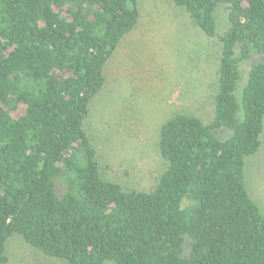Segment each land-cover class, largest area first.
<instances>
[{"label": "trees", "instance_id": "obj_1", "mask_svg": "<svg viewBox=\"0 0 264 264\" xmlns=\"http://www.w3.org/2000/svg\"><path fill=\"white\" fill-rule=\"evenodd\" d=\"M171 1L214 50V80L205 111L159 127L150 187L128 190L103 178L88 120L139 0H0V264L14 236L64 264H264L245 184L264 134V0Z\"/></svg>", "mask_w": 264, "mask_h": 264}, {"label": "rangeland", "instance_id": "obj_2", "mask_svg": "<svg viewBox=\"0 0 264 264\" xmlns=\"http://www.w3.org/2000/svg\"><path fill=\"white\" fill-rule=\"evenodd\" d=\"M134 31L105 68L104 88L92 104L89 135L103 178L124 189L146 190L163 168L159 127L172 115L205 111L214 80L215 53L188 30L171 0H139ZM226 9L216 13L226 27ZM252 61L264 62V56ZM249 63L240 65L245 79ZM246 188L264 214V134L260 150L246 160ZM7 264H64L45 258L17 237L6 244Z\"/></svg>", "mask_w": 264, "mask_h": 264}]
</instances>
